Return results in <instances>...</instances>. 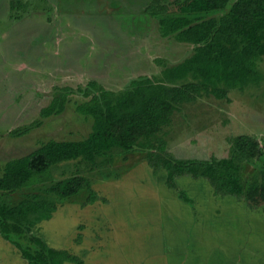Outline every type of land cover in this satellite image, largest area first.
<instances>
[{"label":"rangeland","instance_id":"obj_1","mask_svg":"<svg viewBox=\"0 0 264 264\" xmlns=\"http://www.w3.org/2000/svg\"><path fill=\"white\" fill-rule=\"evenodd\" d=\"M24 1L27 10L14 19L10 0H0V169L51 139L86 138L92 122L75 107L84 100L78 90L89 81L119 90L193 52V45L161 36L152 0ZM259 70L264 75V56ZM62 87L74 91L63 113L42 119L22 136L9 134L41 119V109ZM229 98L203 96L182 104L164 129L168 152L178 159L222 158L233 137L244 133L264 148V82L234 90ZM125 157L93 170L73 162L46 173L57 179L79 166L97 199L86 205L89 190L82 189L61 201L49 219L33 216L34 233L84 264H162L167 255L182 256L179 264H264L263 201L216 195L207 181L191 176L169 188L163 169L155 173L131 152ZM253 168L244 165L245 178ZM51 183L32 185L23 194L0 192V201L11 205L34 194L55 199L47 190ZM14 251L0 255V264H26ZM94 255L103 260L94 262Z\"/></svg>","mask_w":264,"mask_h":264},{"label":"trees","instance_id":"obj_2","mask_svg":"<svg viewBox=\"0 0 264 264\" xmlns=\"http://www.w3.org/2000/svg\"><path fill=\"white\" fill-rule=\"evenodd\" d=\"M149 6L158 18L161 36L193 45L192 54L173 65L163 62L159 73L133 78L119 90L89 81L78 90L84 100L75 107L92 122L86 138L51 139L29 154L7 160L0 169L1 193L21 190L23 194L32 185L52 182L47 190L55 199L34 194L11 205L0 201V235L28 264H84L81 257L48 246L34 233L38 218L33 216L46 214L49 219L61 201L82 189L89 190L86 205L97 199L79 166L49 179L51 170L61 164L76 162L93 170L131 152L155 173L163 169L169 188H176V179L191 176L207 181L216 195L264 202V162L260 161L264 148L257 137L238 134L228 156L211 159L175 158L164 137L165 127L182 104L203 96L229 101L232 91L245 92L264 82L259 70L264 56V0H152ZM27 8L24 0H10L14 19L22 18ZM73 92L69 87L56 89L41 109V119L17 126L9 134L22 136L42 119L63 113ZM245 164L254 166L248 178L243 175Z\"/></svg>","mask_w":264,"mask_h":264},{"label":"crops","instance_id":"obj_3","mask_svg":"<svg viewBox=\"0 0 264 264\" xmlns=\"http://www.w3.org/2000/svg\"><path fill=\"white\" fill-rule=\"evenodd\" d=\"M169 192H171L172 190L167 189ZM190 224H194L193 221L190 222ZM47 239V238H44ZM47 242H50L49 239H47ZM4 244V245H2ZM50 246H52V244L50 243ZM11 247V248H10ZM15 249H17L16 247H14L10 242H8L7 240H5L1 235H0V255H17L16 252L14 251ZM57 249V248H56ZM66 250V249H64ZM99 256V255H98ZM95 259L94 262H100L102 261L100 258H97L96 255H94ZM182 257V256H181ZM181 257L179 255H167L166 257H163L160 259V261H162V264H179V259H181ZM8 259H10L8 257ZM100 259V261H99ZM173 260V261H172ZM105 261V259H104ZM26 264H28L27 261H25ZM67 264V262L65 263ZM101 264V263H100ZM183 264V261H182Z\"/></svg>","mask_w":264,"mask_h":264}]
</instances>
